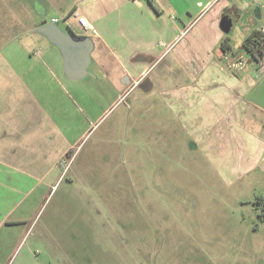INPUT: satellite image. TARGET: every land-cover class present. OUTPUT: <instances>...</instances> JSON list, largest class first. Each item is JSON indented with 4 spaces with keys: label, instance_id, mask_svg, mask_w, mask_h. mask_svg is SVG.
<instances>
[{
    "label": "crops",
    "instance_id": "1",
    "mask_svg": "<svg viewBox=\"0 0 264 264\" xmlns=\"http://www.w3.org/2000/svg\"><path fill=\"white\" fill-rule=\"evenodd\" d=\"M0 6L16 8L21 23L33 18V28L51 22L42 7L66 22L84 16L90 28L76 34L109 52L100 67L114 87L123 83L116 97L147 80L141 98L162 122L159 136L184 131L190 147L178 153L190 165L201 150L228 188L247 191L245 200L264 198V58L257 62L235 50L231 36L238 23L245 38L264 32V0H0ZM225 15L234 22L228 33L221 28ZM32 35L51 43L37 31ZM226 37L230 52L220 47ZM53 47L41 54L13 50V62L0 64V264H36L39 189L50 186V173L68 149L50 146L68 119L53 109L54 96L64 90L53 71L62 72L63 58ZM42 65L57 88L48 74L32 77Z\"/></svg>",
    "mask_w": 264,
    "mask_h": 264
},
{
    "label": "rangeland",
    "instance_id": "2",
    "mask_svg": "<svg viewBox=\"0 0 264 264\" xmlns=\"http://www.w3.org/2000/svg\"><path fill=\"white\" fill-rule=\"evenodd\" d=\"M42 10L47 21L56 13ZM18 13L0 6V64L13 62V50L41 54L47 46L62 59L51 41L32 37L34 19L21 23ZM57 18L64 30L85 32L79 20ZM231 34L238 51L242 24ZM95 43L87 77L70 79L63 65V73L53 70L64 89L53 109L67 114L68 125L53 132L50 146L68 149L50 173V186L39 189L36 264H264V198L245 200L247 191L228 188L201 150L190 165L178 153L190 147L184 131L159 136L162 122L141 98L147 80L118 99L115 90L124 85L114 87L104 76L100 65L109 52ZM40 69L32 77L52 78Z\"/></svg>",
    "mask_w": 264,
    "mask_h": 264
},
{
    "label": "water",
    "instance_id": "3",
    "mask_svg": "<svg viewBox=\"0 0 264 264\" xmlns=\"http://www.w3.org/2000/svg\"><path fill=\"white\" fill-rule=\"evenodd\" d=\"M233 25L234 22L229 15L223 16L221 28L224 32H230ZM35 30L45 35L60 49L63 58V70L68 78L81 80L89 75V65L92 61L91 53L95 47L90 36H81L72 31H66L54 22H43Z\"/></svg>",
    "mask_w": 264,
    "mask_h": 264
},
{
    "label": "trees",
    "instance_id": "4",
    "mask_svg": "<svg viewBox=\"0 0 264 264\" xmlns=\"http://www.w3.org/2000/svg\"><path fill=\"white\" fill-rule=\"evenodd\" d=\"M230 38L226 37L220 47L225 52H230L232 46L229 43ZM240 52L250 56L251 60L260 62L264 58V32L258 29L253 30L243 41ZM69 152H67V155Z\"/></svg>",
    "mask_w": 264,
    "mask_h": 264
},
{
    "label": "built area",
    "instance_id": "5",
    "mask_svg": "<svg viewBox=\"0 0 264 264\" xmlns=\"http://www.w3.org/2000/svg\"><path fill=\"white\" fill-rule=\"evenodd\" d=\"M79 18V23L81 24L82 28L84 29H89L90 25L87 21V19L84 16H78ZM63 20H65V18L62 17ZM60 18H52L51 22L57 23L59 22Z\"/></svg>",
    "mask_w": 264,
    "mask_h": 264
}]
</instances>
